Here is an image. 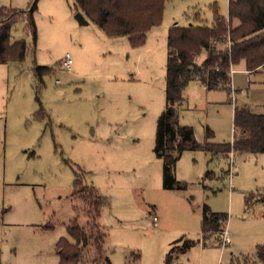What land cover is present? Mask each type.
<instances>
[{
    "label": "rangeland",
    "instance_id": "obj_1",
    "mask_svg": "<svg viewBox=\"0 0 264 264\" xmlns=\"http://www.w3.org/2000/svg\"><path fill=\"white\" fill-rule=\"evenodd\" d=\"M29 2L0 0V8L26 10ZM212 3L227 17L228 0H165L161 21L135 47L126 36L105 35L74 0H38L35 42L22 19L12 24V41L24 39L28 49L23 62L0 64V264H59L65 223L86 221L71 194L79 177L106 200L98 219L107 234L103 259L93 261L92 252L80 264H167L171 247L185 240L192 246L169 264H260L264 153L184 150L175 162L182 188L164 189L154 151L168 29L194 22L197 11L210 24ZM35 64L48 70L40 82ZM230 86L186 85L179 123L199 143H231L236 106L264 114V68L248 74L243 63L234 66ZM205 207L227 221L202 241Z\"/></svg>",
    "mask_w": 264,
    "mask_h": 264
},
{
    "label": "trees",
    "instance_id": "obj_2",
    "mask_svg": "<svg viewBox=\"0 0 264 264\" xmlns=\"http://www.w3.org/2000/svg\"><path fill=\"white\" fill-rule=\"evenodd\" d=\"M74 1L105 35L110 38L126 36L132 47L141 45L149 28L161 21L165 3V0ZM37 8L38 0H30L26 10L0 8V17H4L0 19V64L21 63L25 59L28 45L24 39L12 41L11 26L22 19L35 42L34 15ZM209 8L213 15L210 24L197 11L193 13L194 22L174 24L167 33L165 105L156 120L154 144L155 153L162 158L164 189L182 188L175 177V162L184 150L202 149L224 155L230 152L264 153V114L254 113L246 106L234 107L231 143L217 144L207 140L199 143L193 129L179 123L183 91L190 81L199 82L207 91H230L234 66L243 63L248 74L264 68V0H228L227 17L218 13L215 3L210 4ZM14 14L19 18H12ZM201 54L204 57L198 61ZM33 71L40 82L48 70L35 64ZM205 131L206 138L210 139L213 131L209 127H205ZM209 173L207 171L205 177ZM71 194L79 201L78 209L86 216V221L83 225L76 219L65 223L68 237L59 238L56 244L59 264H80L92 252L94 257L97 256L95 259L93 257V261H101L107 234L98 218L106 200L92 186L83 185L80 177L74 180ZM251 198H246V201ZM256 199L264 201V194ZM226 221V213L213 212L205 207L200 227L202 241L217 229L224 230ZM174 244L176 246L171 247L166 255L167 264L173 253L185 252L193 241ZM256 257L260 264H264V245L256 247Z\"/></svg>",
    "mask_w": 264,
    "mask_h": 264
},
{
    "label": "built area",
    "instance_id": "obj_3",
    "mask_svg": "<svg viewBox=\"0 0 264 264\" xmlns=\"http://www.w3.org/2000/svg\"><path fill=\"white\" fill-rule=\"evenodd\" d=\"M63 66L67 69H70L71 68V65H72V60L70 58V55L66 54L65 57H64V60L62 62ZM156 220V217L153 216V221ZM229 243V240H228V237L226 236V232L223 234V237H222V242L221 244H227Z\"/></svg>",
    "mask_w": 264,
    "mask_h": 264
},
{
    "label": "water",
    "instance_id": "obj_4",
    "mask_svg": "<svg viewBox=\"0 0 264 264\" xmlns=\"http://www.w3.org/2000/svg\"><path fill=\"white\" fill-rule=\"evenodd\" d=\"M75 19L78 21L79 24H86L87 23L84 15L81 12H77L75 14Z\"/></svg>",
    "mask_w": 264,
    "mask_h": 264
},
{
    "label": "crops",
    "instance_id": "obj_5",
    "mask_svg": "<svg viewBox=\"0 0 264 264\" xmlns=\"http://www.w3.org/2000/svg\"><path fill=\"white\" fill-rule=\"evenodd\" d=\"M0 88H1V85H0Z\"/></svg>",
    "mask_w": 264,
    "mask_h": 264
}]
</instances>
